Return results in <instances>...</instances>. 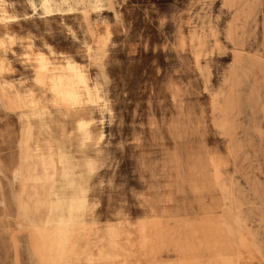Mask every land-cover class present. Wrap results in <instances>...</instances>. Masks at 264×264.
Segmentation results:
<instances>
[{
	"label": "rangeland",
	"instance_id": "374dc122",
	"mask_svg": "<svg viewBox=\"0 0 264 264\" xmlns=\"http://www.w3.org/2000/svg\"><path fill=\"white\" fill-rule=\"evenodd\" d=\"M5 33L0 264H49L43 200L28 195L47 181L25 180L16 102L42 95L28 44L73 59L99 89L88 115L102 139L70 149L93 171L65 264H264V0H1Z\"/></svg>",
	"mask_w": 264,
	"mask_h": 264
},
{
	"label": "bare ground",
	"instance_id": "6f19581e",
	"mask_svg": "<svg viewBox=\"0 0 264 264\" xmlns=\"http://www.w3.org/2000/svg\"><path fill=\"white\" fill-rule=\"evenodd\" d=\"M31 6L35 11L32 3ZM41 7L48 10L50 0H41ZM10 19L1 9V20L7 23ZM6 38H10L7 33L0 39V45ZM27 48L24 56L29 59L31 55L34 59L35 84L42 95L39 97L24 92L16 96L24 129V136L21 137L24 176L31 184L47 181L43 192L33 190L28 195L43 200L41 208L34 207L36 212L41 209L46 211L45 217L40 220L49 229L43 235V259L49 264H65L67 258L76 252L78 240L84 234V220L89 208L85 200V184L87 176L93 171L89 159L78 164L70 149L73 139L79 150L93 140L99 142L102 139L100 122L88 115L101 106L99 89L73 59L65 57L60 60L52 52H33L29 44ZM49 106L67 118L70 130L66 126L58 131L53 129Z\"/></svg>",
	"mask_w": 264,
	"mask_h": 264
}]
</instances>
